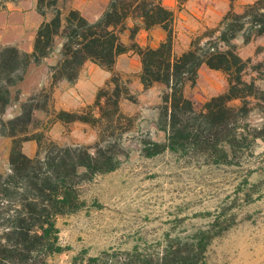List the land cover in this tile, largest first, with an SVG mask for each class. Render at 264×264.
Wrapping results in <instances>:
<instances>
[{
	"label": "trees",
	"instance_id": "16d2710c",
	"mask_svg": "<svg viewBox=\"0 0 264 264\" xmlns=\"http://www.w3.org/2000/svg\"><path fill=\"white\" fill-rule=\"evenodd\" d=\"M28 1L35 3L43 21L35 31L30 53L13 46L0 47L1 114L11 102L9 88L23 80L31 64L46 69L48 85L44 91L49 95L60 81L75 83L87 62L109 72L110 78L92 105L54 113L56 123L98 127L93 146L62 147L42 134L29 136L36 109L29 103L21 106L15 118L0 121V136L12 140L8 170L0 173V264H47L51 256L60 254L63 249L58 244L55 219L84 207L79 193L83 182L119 167L115 136L122 122L128 125L131 121L119 106L129 90L121 89V75L114 69L123 54L131 51L139 57L138 79L143 90L155 85L164 88L157 128L164 133L165 142L144 145L146 157L164 151H203L224 163L230 155L233 158L243 152L249 141H264L263 129L247 123L254 107L264 114V89L243 80L250 61L239 56L234 44L239 34L244 44L264 35V0L246 5L241 13L231 6L236 0H228L229 11L219 23L196 36L180 54L174 51L176 13L165 7L163 0H108L95 21L75 9L63 13L57 0ZM187 1L176 0L178 11ZM48 13L52 15L49 20ZM128 22L134 25L129 29L132 38L140 29L157 27L166 32V38L157 48L142 49L133 42L126 46L121 34ZM202 67L222 72L227 86L196 112L184 89L196 83ZM28 141L37 144L33 158L22 152V144ZM210 241L207 233L199 231L188 243L165 246L155 264H205L203 256ZM89 262L96 264L95 259ZM125 262L132 259L128 256ZM148 262L145 257L138 264Z\"/></svg>",
	"mask_w": 264,
	"mask_h": 264
},
{
	"label": "rangeland",
	"instance_id": "374dc122",
	"mask_svg": "<svg viewBox=\"0 0 264 264\" xmlns=\"http://www.w3.org/2000/svg\"><path fill=\"white\" fill-rule=\"evenodd\" d=\"M254 1L236 0L231 6L234 12L241 13ZM57 2L63 13L78 5L89 21L97 20L108 4V0ZM163 5L176 13V54L186 50L206 29L214 28L230 8L228 0H188L181 11L176 0H163ZM36 15L32 1L0 0V47L13 46L30 53L38 27ZM51 16L48 13L46 19ZM133 26L128 22L127 29ZM234 44L239 56L250 61L243 80L263 90L264 35L244 44L239 34ZM46 78L43 66L31 64L23 80L9 88L11 102L0 113V121L15 118L21 106L29 103L36 108L29 136L42 134L45 140L62 147L93 146L98 127L54 121V113L65 110L56 108L54 89L50 95L44 91ZM121 78L120 87H127L129 96H124L119 106L131 121L128 125L122 122L115 136L120 165L113 172L83 182L79 193L84 207L55 219L63 251L51 256L47 264H90V259H95L96 264H138L145 257L148 264H155L165 246L188 243L199 231L211 237L203 256L205 264H264V141H249L243 152L233 158L230 155L224 163L203 151H164L146 157L144 145L165 142L164 133L157 128L164 88L155 85L139 91L134 89L138 74ZM226 86L222 72L202 67L196 83L187 85L184 94L200 112ZM247 123L264 131V114L258 107L247 116ZM1 139L11 148L10 138L0 136ZM32 143L36 154L37 144ZM0 166L4 169L0 173L7 172L8 161L0 160ZM128 256L131 263L125 262Z\"/></svg>",
	"mask_w": 264,
	"mask_h": 264
},
{
	"label": "crops",
	"instance_id": "0c3cea01",
	"mask_svg": "<svg viewBox=\"0 0 264 264\" xmlns=\"http://www.w3.org/2000/svg\"><path fill=\"white\" fill-rule=\"evenodd\" d=\"M100 2L104 3L105 0H100ZM73 9L78 10L82 14V10L78 5H75ZM36 16L38 18L37 26H39L42 17L38 15V13ZM165 38L166 32L159 27L152 30L140 29L133 38L130 37L128 29L124 31V34H121V42L124 45L128 46L133 42L142 49L157 48ZM114 69L120 75L139 74L140 59L136 54L130 51L117 58ZM109 78L110 73L106 70L99 68L91 62L85 63L74 84L61 81L54 88L52 99L54 100L56 108L69 111L92 104L95 100L96 92L108 82ZM47 85L48 78H46L44 86ZM140 88H142V86L137 78V81L134 83V89L140 91ZM0 147H2L0 160L7 163L10 143L1 139ZM22 152L29 158L34 157L35 147L32 141L24 142L22 144ZM2 170L4 169L0 166V171Z\"/></svg>",
	"mask_w": 264,
	"mask_h": 264
}]
</instances>
